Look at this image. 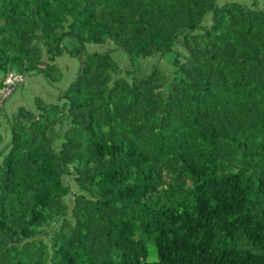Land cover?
I'll list each match as a JSON object with an SVG mask.
<instances>
[{"label": "trees", "instance_id": "obj_1", "mask_svg": "<svg viewBox=\"0 0 264 264\" xmlns=\"http://www.w3.org/2000/svg\"><path fill=\"white\" fill-rule=\"evenodd\" d=\"M219 2L0 0V90L58 93L0 103V264H264V9Z\"/></svg>", "mask_w": 264, "mask_h": 264}, {"label": "rangeland", "instance_id": "obj_2", "mask_svg": "<svg viewBox=\"0 0 264 264\" xmlns=\"http://www.w3.org/2000/svg\"><path fill=\"white\" fill-rule=\"evenodd\" d=\"M219 1L220 2L235 1L239 3H244L250 7L256 3V7H259L260 9H264V0H219ZM68 44H75V41L69 40ZM91 49H93V47H91ZM114 57L118 62L122 64L123 68H128V67L130 69L132 68L131 61H129V58H127L123 52H116ZM173 58H174L173 54L166 55L165 58L162 59L160 63L162 64L163 70L165 74L168 75L169 79H173L175 75ZM140 60H141L140 63H136V66L140 65V67L133 68V70L134 69L136 70L135 75H137L139 78L140 76H143L142 75L143 73L148 72L150 70L152 64L156 61V59H154L153 61H149V60L144 61L143 59ZM60 63H61L60 70L64 76V80L67 81L68 79V83H69L70 82L69 79H71L72 81L73 77H75V74H77V70L79 69V62L74 57L64 55ZM140 70L142 72H140ZM64 80L62 82H64ZM26 83H27L26 86L22 87L18 91L16 92L15 90L13 91L11 95L13 97L9 103L13 109L19 107L22 104H26L30 106L33 105V99H35L37 96L43 97L48 102H52V103L57 102V96H58L57 91L54 88H51L49 85H46L42 77H34V78L28 77ZM14 93L15 95H13ZM3 131L7 135L6 130ZM55 227H57V225L50 228L49 232L51 231L52 233Z\"/></svg>", "mask_w": 264, "mask_h": 264}, {"label": "built area", "instance_id": "obj_3", "mask_svg": "<svg viewBox=\"0 0 264 264\" xmlns=\"http://www.w3.org/2000/svg\"><path fill=\"white\" fill-rule=\"evenodd\" d=\"M23 80H24L23 76L9 75L4 82V87L0 90V96H1L0 103L8 99L12 95L16 87V84L19 82H23Z\"/></svg>", "mask_w": 264, "mask_h": 264}]
</instances>
